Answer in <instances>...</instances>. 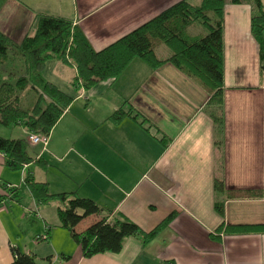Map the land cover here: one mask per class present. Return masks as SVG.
Instances as JSON below:
<instances>
[{
    "label": "crops",
    "instance_id": "obj_1",
    "mask_svg": "<svg viewBox=\"0 0 264 264\" xmlns=\"http://www.w3.org/2000/svg\"><path fill=\"white\" fill-rule=\"evenodd\" d=\"M178 1L4 0L0 29L18 41L34 32L39 16H63L97 51ZM224 5L222 131L210 116L218 109L206 106V86L168 62L151 69L135 58L118 78L84 91L72 86L74 66L47 61L44 78L73 99L46 145L30 144L44 168L29 163L11 170L0 152V264L12 262L16 249L50 257V264H264V231L226 232L227 225L264 224V70L251 34V0ZM193 24L190 35L206 33L190 29ZM154 53L161 60L172 54L167 46L159 55L156 43ZM121 105L145 116L148 130L127 116L112 121ZM30 132L25 127L22 137ZM28 173L52 193L76 191L99 204L104 212L84 217L78 232L104 216L127 217L148 232L175 215L147 243L127 236L117 253L82 257L60 224L55 201L39 203L25 182L14 199L1 198L2 184L17 186ZM215 179L225 184L223 193L215 190Z\"/></svg>",
    "mask_w": 264,
    "mask_h": 264
},
{
    "label": "trees",
    "instance_id": "obj_2",
    "mask_svg": "<svg viewBox=\"0 0 264 264\" xmlns=\"http://www.w3.org/2000/svg\"><path fill=\"white\" fill-rule=\"evenodd\" d=\"M230 1L239 3L244 0ZM225 2L226 0H198L192 3L190 0H180L97 51L79 26L63 16H39L34 32L24 35L18 41H14L0 29V123L10 126L23 124L31 132L49 135L73 99L44 78L45 65L52 58L76 68L72 86L84 91L91 90L99 81L118 78L135 58L143 60L151 69L168 62L206 86L210 92L207 107L222 108V25ZM251 2V34L257 41L260 67L264 70V6L261 0ZM196 21L207 29L205 34L192 36L187 32V27ZM153 40L165 43L172 54L164 60L159 59L154 53ZM24 95H33L29 106L22 102ZM218 112L220 113L219 109ZM125 116L137 121L146 130L151 126L145 116L129 105L118 107L110 119L118 123ZM210 116L222 131L221 113L216 115L213 112ZM30 144L26 137L0 136V152L4 155L5 165L11 170H21L29 163L44 168L46 162L33 156ZM23 181L39 203H57L60 224L81 247L82 257L105 252L117 253L127 236L140 235L143 243H147L175 215L172 212L148 232H144L127 217H115L113 221H108L105 216L78 232L75 226L84 217L104 212L96 201L80 196L76 191L52 193L48 189V183L37 181L29 173ZM213 184L216 191L224 192L223 181L215 179ZM2 189V199H14L18 194V186L15 185L4 183ZM214 207L219 214L223 213L221 201H216ZM261 231H264V224L226 226V232L237 234ZM46 237L38 235L37 240ZM12 260L9 264L51 263L50 257L38 259L18 249L14 250Z\"/></svg>",
    "mask_w": 264,
    "mask_h": 264
},
{
    "label": "rangeland",
    "instance_id": "obj_3",
    "mask_svg": "<svg viewBox=\"0 0 264 264\" xmlns=\"http://www.w3.org/2000/svg\"><path fill=\"white\" fill-rule=\"evenodd\" d=\"M4 0H0V5H2L1 3L3 2ZM264 1V0H263ZM203 28V29H202ZM190 29H199L200 31H202L203 33H205L206 31H207V29H205L204 27H203V25H201V24H199L197 21H196V23L195 24H193L192 25V27H190ZM204 29H205V31H204ZM194 31V30H193ZM155 43H156V49H157V53L159 54V55H162V53H161V48H167V46H165L164 44H162V43H160V42H158V40H153ZM138 60V59H137ZM65 64V66H67L68 68H69V70H72V68H70V66L68 65V64H66V63H64ZM63 64V65H64ZM32 97H33V95H24L23 96V99H22V102L24 103V105L25 106H29L30 105V101H31V99H32ZM80 101H83V100H80ZM87 105H88V103H87ZM24 131H25V127H24V125H22V126H20L19 124H15V125H5V124H2V123H0V136H2V137H5V138H21L23 135H25V133H24ZM49 136V135H48ZM50 137V136H49ZM48 140H49V138H48ZM37 146V148L38 149H40V148H42V144L41 143H38V144H36ZM32 153V152H31ZM33 154V153H32ZM36 165V164H35ZM38 166V165H37ZM36 168V166H33L32 167V169L34 170ZM22 182H24V181H21V182H19L18 181V183H17V186H21V189H25L24 187H23V185H22ZM23 191H25V190H23ZM25 194L23 195V200L21 201V204H25V202H26V198H27V195H26V192H24ZM54 204V203H53ZM18 205L16 204V203H14V205H13V208H15V209H18Z\"/></svg>",
    "mask_w": 264,
    "mask_h": 264
},
{
    "label": "built area",
    "instance_id": "obj_4",
    "mask_svg": "<svg viewBox=\"0 0 264 264\" xmlns=\"http://www.w3.org/2000/svg\"><path fill=\"white\" fill-rule=\"evenodd\" d=\"M49 136L48 135H40L35 132H30L28 139L31 144H38L41 143L42 146L44 147L48 141Z\"/></svg>",
    "mask_w": 264,
    "mask_h": 264
}]
</instances>
